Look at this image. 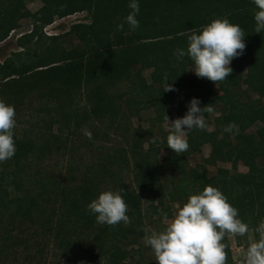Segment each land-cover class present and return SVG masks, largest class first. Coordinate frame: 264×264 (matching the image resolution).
I'll return each mask as SVG.
<instances>
[{"label":"trees","instance_id":"16d2710c","mask_svg":"<svg viewBox=\"0 0 264 264\" xmlns=\"http://www.w3.org/2000/svg\"><path fill=\"white\" fill-rule=\"evenodd\" d=\"M42 1L43 5L31 12L25 8V0H0V42L21 26L20 20L24 17H30L34 26L19 37L22 50L0 61V99L14 105L19 114L27 97L45 95L56 101L54 109L59 115L51 117L48 135L42 132L18 135L14 131L16 153L11 159L0 162L1 249L26 244L14 232L18 228L15 218L36 221L45 211L38 206L37 198L42 195L44 199L47 192L58 188L57 194L65 204V215L74 216L82 227L96 228L87 252L95 258V264H137L127 261L129 251L124 245L136 243L144 235L143 229L135 227L142 217L140 191L155 195L156 213L163 211L170 215L169 207L164 205L166 185L161 181L162 173L169 171H177L181 176L177 183L172 182L169 192L172 201L186 202L189 195L212 185L228 197L244 222L257 228L264 218V32H255L254 12L257 9L252 0H140V27L135 31L127 25L123 30L117 29L131 11L129 0ZM79 11H88L92 19L72 26L82 46L67 49L60 43L59 34L38 35L55 16L65 17ZM221 17H228L244 29L246 48L243 55L231 62L232 73L218 84L206 78H189L188 68L192 62L187 57L178 60L175 50L186 49L193 31L198 32L202 26ZM27 42L43 44V48L31 49ZM144 69H152L150 81L143 75ZM165 77L170 80L168 83L174 84L176 91L162 90ZM123 81L128 82V90L113 91ZM241 84L258 98L243 101L237 91ZM193 97L201 101V108L220 105L221 111L214 117L213 130L207 128L209 111L204 113L206 128L190 130L186 134L189 149L180 154L167 147V136L172 129L161 127L158 148L167 151L163 162L165 169L160 170L156 159L152 160L148 151L143 150L145 142L152 144L153 134L149 129L147 137L136 133L129 140L128 148L118 150L117 160L127 159L128 153L137 158L135 186L117 175L113 177L128 205V225L97 223L95 215L87 209L96 198L92 179H84L75 189L62 185L57 179L51 180V188L45 185L42 193L36 196L26 187L21 173L31 156L40 157L51 149L52 143L63 142L60 133L64 128L72 131L91 118H108L114 123L132 108L139 113L140 109L149 107L155 109V120L161 125L165 122V114L169 116L172 110L175 111L172 120L183 117ZM232 122L238 126V133L224 131ZM257 122L262 126L249 131ZM54 123L59 124L57 132L53 131ZM207 143L211 145L208 161H230L236 167L239 160H244L248 172L231 173L219 168L217 174L208 176L204 169L187 168L188 154L200 151ZM102 168L104 173L111 175L107 165L103 164ZM47 228L52 233L55 230L57 238L65 240L62 224ZM67 230L72 233L74 228ZM42 251L36 253L35 258H43ZM143 264H157V261ZM226 264H230V260H226Z\"/></svg>","mask_w":264,"mask_h":264},{"label":"rangeland","instance_id":"374dc122","mask_svg":"<svg viewBox=\"0 0 264 264\" xmlns=\"http://www.w3.org/2000/svg\"><path fill=\"white\" fill-rule=\"evenodd\" d=\"M25 8L31 12L36 11L43 5L42 0H25ZM91 15L88 11H79L65 17L55 16L52 23L45 25L39 30L38 35H61L60 43L67 49L82 46L77 33L73 32L72 26L80 22H90ZM21 26L12 30L4 41L0 42V61L13 55L14 52L22 50L19 44V37L22 34L30 32L34 26L30 17H24L20 20ZM37 39V38H36ZM35 40V39H34ZM28 44V42H27ZM31 49L40 50L43 44L36 45L29 43ZM188 68V77L199 79ZM152 69H144L143 75L150 81V73ZM129 84L127 81L119 82L113 91L122 92L128 90ZM238 92L242 95V100L247 101L249 98L257 99L258 96L250 93L245 84H241ZM247 91V92H246ZM264 101V98H263ZM25 107L19 114L16 113V127L14 131L21 135L24 132L37 135L43 133L48 135L51 117H59L54 107L57 105L56 101L45 95L32 94L25 100ZM84 105V103H83ZM142 107V106H141ZM128 111L117 117L116 121L106 119L91 118L82 122L80 127L72 131L64 128L61 134L63 142H54L51 149L45 154L37 157L35 154L31 156L28 165L21 173L26 187L30 188V194L38 195L42 193L43 187L48 185L51 180L57 179L62 185H67L72 189L80 184L84 179H92L95 183L96 198L102 191L114 190L118 191L116 186L115 175L123 178L131 186H135L134 172L136 170V159L130 153L127 154V159L117 160L118 150L128 148L129 140H132L136 133L147 137V129L151 130L153 136L161 139V127L165 130H171L170 127L159 124L155 120V109L153 107L142 108L139 113L135 110ZM209 122L207 128L214 129V117L219 115L221 108L216 105L210 108ZM175 111L172 110L169 115L170 120ZM116 123V124H115ZM58 123H54L53 131L57 132ZM262 126L261 122L255 123L249 131H255ZM87 129L91 132V138L84 134ZM186 138V137H185ZM158 144L144 143V151H148L150 158L157 161L160 170L165 169L163 164L167 156L166 149ZM151 145L152 148H151ZM158 148V149H157ZM211 154V145L204 144L201 150L188 154V167H198L200 170H205L208 176L217 174L219 168L228 169L231 173H247L249 167L244 160H239L236 167L230 161H208ZM113 161V162H112ZM107 165L111 175L103 172L102 165ZM181 176L177 171L163 172L161 181L166 185V196L164 197V205L169 207L170 215H166L163 211L161 214L156 213L154 205H157L155 195L152 192H142L141 212L140 217L135 224L138 229L144 230V235L139 238L136 243H129L124 245L129 251L127 261L137 264L144 262H152L155 260L154 253L145 241V228L151 231H162L167 224L171 223V219L176 211L185 203L183 200L172 201L169 192L172 190V182L177 183ZM56 191L46 193L43 199L42 195L37 198L38 206L45 208L42 215L36 218V221L26 219L25 221L20 217H16L14 224L18 228L14 230L19 237H22L26 244H19L14 248H3L0 245V264H95V258L90 255V244L93 243L92 238L96 233V228L93 226L82 227L79 221L74 220V216L67 217L63 206V198L57 194ZM68 203V202H67ZM47 219V220H45ZM45 220V223L42 221ZM6 224H8L6 217ZM124 223V222H123ZM260 223V221H259ZM63 225L64 239L57 238L56 231L53 233L47 228L48 225L52 227H59ZM128 225V223H124ZM68 227L73 231L69 233ZM249 233L244 236H225L222 243L226 245L225 252L227 260L230 264H244V253L248 246L249 238L252 240L258 239L256 227L249 225ZM69 241V243H67ZM43 249V258H35V254ZM96 252V249H95Z\"/></svg>","mask_w":264,"mask_h":264},{"label":"clouds","instance_id":"9594fccd","mask_svg":"<svg viewBox=\"0 0 264 264\" xmlns=\"http://www.w3.org/2000/svg\"><path fill=\"white\" fill-rule=\"evenodd\" d=\"M256 7L254 12L255 32H264V0H252ZM131 10L122 23L117 25L123 30L125 25L132 31L140 27V0H129ZM245 32L239 24H234L228 17L212 20L188 38L187 48H177L174 52L178 60L187 57L192 62L191 71L199 78L213 82L228 79L232 73L231 62L243 55L246 48ZM165 77L163 91H176L174 84ZM201 101L193 97L187 105L183 117L170 120L165 114L164 121L172 131L167 136V147L176 154L189 149L186 134L192 129L204 130L206 118L204 113L211 111L207 106L201 108ZM15 106L0 99V162L11 159L16 153ZM238 133V126L232 122L224 131ZM84 134L91 138L87 129ZM158 137L153 136L152 143L158 144ZM87 209L95 215L99 224L116 225L128 223V205L119 191H102L93 199ZM249 225L239 216V210L217 187L206 185L202 191L189 195L162 231L145 228L146 245L154 253L157 264H226V245L222 243L225 236L244 237L249 233ZM258 239L249 238L244 253V264H264V218L255 229Z\"/></svg>","mask_w":264,"mask_h":264}]
</instances>
